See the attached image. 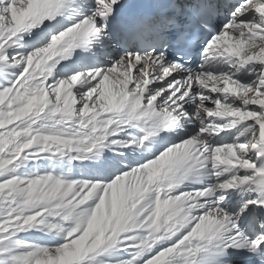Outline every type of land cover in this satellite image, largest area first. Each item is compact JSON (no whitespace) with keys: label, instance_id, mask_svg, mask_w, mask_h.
<instances>
[{"label":"snow or ice","instance_id":"obj_1","mask_svg":"<svg viewBox=\"0 0 264 264\" xmlns=\"http://www.w3.org/2000/svg\"><path fill=\"white\" fill-rule=\"evenodd\" d=\"M0 264H264V0H0Z\"/></svg>","mask_w":264,"mask_h":264}]
</instances>
